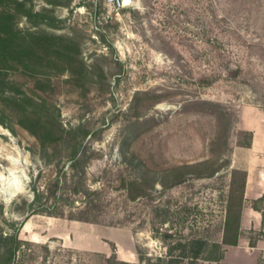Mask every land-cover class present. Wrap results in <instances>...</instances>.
<instances>
[{
    "label": "rangeland",
    "instance_id": "1",
    "mask_svg": "<svg viewBox=\"0 0 264 264\" xmlns=\"http://www.w3.org/2000/svg\"><path fill=\"white\" fill-rule=\"evenodd\" d=\"M132 2L0 0L11 264H221L224 248L223 264H264V225H239L264 209L242 195L243 170H264V0Z\"/></svg>",
    "mask_w": 264,
    "mask_h": 264
},
{
    "label": "trees",
    "instance_id": "2",
    "mask_svg": "<svg viewBox=\"0 0 264 264\" xmlns=\"http://www.w3.org/2000/svg\"><path fill=\"white\" fill-rule=\"evenodd\" d=\"M127 10H121V12H125ZM245 134H247L249 136V142L246 144H239L240 147H245V148H250L251 143H252V138L253 135L251 132H245ZM71 169L74 170L75 167L77 166V163L79 162V154H78V147H77V143L74 144V146L72 147V152H71ZM244 172V183H243V188H242V195L244 196V186H245V178H246V172L243 170ZM47 194L46 197L44 198L43 192H40L38 189L34 188L33 189V200L30 203L32 206H36V208L34 209L35 211H39V212H44L48 215H53L55 214L54 211L56 210V206H45V204H42V198L43 199H49L50 195L52 196V190L47 189ZM242 211V209H241ZM240 217H241V212H240ZM70 218L72 220H78V221H86V220H82L78 217L75 216H70ZM240 220V219H239ZM87 222V221H86ZM239 225H240V221H239ZM20 244L21 241L18 239V235L17 233H13V234H9V233H4V234H0V264H11L13 259L16 257V253L19 251L20 249ZM203 242L201 241H194L189 245L192 246H198L197 249L193 252V255L191 256V259H197L198 255L200 253V249L203 246ZM224 244H229V243H225ZM229 245H236V243H232ZM45 249H47L45 247ZM223 254V253H222ZM222 259V255L219 257L218 260ZM104 262L108 263L109 259H104Z\"/></svg>",
    "mask_w": 264,
    "mask_h": 264
},
{
    "label": "crops",
    "instance_id": "3",
    "mask_svg": "<svg viewBox=\"0 0 264 264\" xmlns=\"http://www.w3.org/2000/svg\"><path fill=\"white\" fill-rule=\"evenodd\" d=\"M255 146V138H252V143L248 150H253ZM246 172L245 186H244V198H248L251 201H256L263 197L264 195V170L258 169H244ZM241 229L252 227L253 229L259 228L264 225V209H254L252 207H243L240 217ZM239 242L241 238L238 239ZM238 246L240 249L244 247L239 243ZM242 246V247H241ZM244 250V249H243ZM248 251H252V254L255 251L262 252V246H260V241L254 247L250 248ZM251 254V252H248ZM228 252L223 249L222 259L219 260L221 264L225 263L227 259Z\"/></svg>",
    "mask_w": 264,
    "mask_h": 264
},
{
    "label": "built area",
    "instance_id": "4",
    "mask_svg": "<svg viewBox=\"0 0 264 264\" xmlns=\"http://www.w3.org/2000/svg\"><path fill=\"white\" fill-rule=\"evenodd\" d=\"M111 12L118 14L119 11L123 10L121 6V0H107Z\"/></svg>",
    "mask_w": 264,
    "mask_h": 264
},
{
    "label": "water",
    "instance_id": "5",
    "mask_svg": "<svg viewBox=\"0 0 264 264\" xmlns=\"http://www.w3.org/2000/svg\"><path fill=\"white\" fill-rule=\"evenodd\" d=\"M121 6L123 10L129 9L133 6V2L132 0H121Z\"/></svg>",
    "mask_w": 264,
    "mask_h": 264
},
{
    "label": "bare ground",
    "instance_id": "6",
    "mask_svg": "<svg viewBox=\"0 0 264 264\" xmlns=\"http://www.w3.org/2000/svg\"><path fill=\"white\" fill-rule=\"evenodd\" d=\"M15 191H18V190H15ZM15 191H14V192H15ZM14 192H13V193H14Z\"/></svg>",
    "mask_w": 264,
    "mask_h": 264
}]
</instances>
